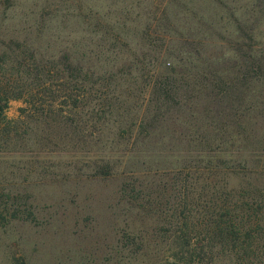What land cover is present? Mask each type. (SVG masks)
Returning a JSON list of instances; mask_svg holds the SVG:
<instances>
[{
	"label": "rangeland",
	"instance_id": "374dc122",
	"mask_svg": "<svg viewBox=\"0 0 264 264\" xmlns=\"http://www.w3.org/2000/svg\"><path fill=\"white\" fill-rule=\"evenodd\" d=\"M0 264H264V0H0Z\"/></svg>",
	"mask_w": 264,
	"mask_h": 264
},
{
	"label": "trees",
	"instance_id": "16d2710c",
	"mask_svg": "<svg viewBox=\"0 0 264 264\" xmlns=\"http://www.w3.org/2000/svg\"><path fill=\"white\" fill-rule=\"evenodd\" d=\"M235 84H236V83H235ZM236 85H237V84H236ZM236 85L231 86V87L229 88V90H228V88H227V91L229 92V95L226 94V96H222V97H220V100L222 101L223 111H224L225 107H227V105H229L230 108H231L232 110L234 109V107H233L234 102H235L236 99L239 97V96H232V94L236 92V89H238V88L236 87ZM238 90H239V89H238ZM216 94H217V93H216ZM227 108H228V107H227ZM217 110H218V108H217ZM224 228H225V227H224ZM226 229H227V228H226Z\"/></svg>",
	"mask_w": 264,
	"mask_h": 264
}]
</instances>
